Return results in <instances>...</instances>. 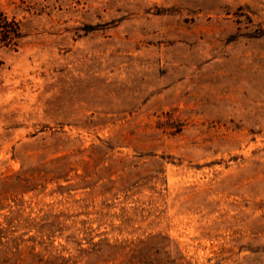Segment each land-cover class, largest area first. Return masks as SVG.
I'll return each instance as SVG.
<instances>
[{"label": "rangeland", "instance_id": "374dc122", "mask_svg": "<svg viewBox=\"0 0 264 264\" xmlns=\"http://www.w3.org/2000/svg\"><path fill=\"white\" fill-rule=\"evenodd\" d=\"M0 264H264V0H0Z\"/></svg>", "mask_w": 264, "mask_h": 264}]
</instances>
